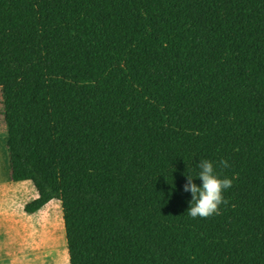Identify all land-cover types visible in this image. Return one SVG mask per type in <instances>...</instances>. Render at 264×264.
I'll return each instance as SVG.
<instances>
[{
    "label": "trees",
    "instance_id": "obj_1",
    "mask_svg": "<svg viewBox=\"0 0 264 264\" xmlns=\"http://www.w3.org/2000/svg\"><path fill=\"white\" fill-rule=\"evenodd\" d=\"M0 81L69 264H264V0H0ZM204 159L233 186L193 219Z\"/></svg>",
    "mask_w": 264,
    "mask_h": 264
},
{
    "label": "rangeland",
    "instance_id": "obj_2",
    "mask_svg": "<svg viewBox=\"0 0 264 264\" xmlns=\"http://www.w3.org/2000/svg\"><path fill=\"white\" fill-rule=\"evenodd\" d=\"M10 171L7 127L0 81V188L18 191L12 211L7 212V206L0 205V231L7 225L15 226L17 260L9 264H69L61 203L54 201L52 209L50 206L35 216L27 215L23 208L37 198V192L31 183L21 184L20 186L23 187H14L10 180ZM8 183L11 187L7 186ZM8 238H10L9 231H7ZM3 240V233L0 232V242Z\"/></svg>",
    "mask_w": 264,
    "mask_h": 264
},
{
    "label": "clouds",
    "instance_id": "obj_3",
    "mask_svg": "<svg viewBox=\"0 0 264 264\" xmlns=\"http://www.w3.org/2000/svg\"><path fill=\"white\" fill-rule=\"evenodd\" d=\"M219 166L221 168L229 167L228 161L221 160ZM197 167L199 171L195 177L186 173L187 180L184 191L191 193L187 214L193 219L219 215L220 206L228 203L223 193L233 186V180L222 178L213 161L200 160ZM197 178L202 181L201 185L194 182Z\"/></svg>",
    "mask_w": 264,
    "mask_h": 264
},
{
    "label": "crops",
    "instance_id": "obj_4",
    "mask_svg": "<svg viewBox=\"0 0 264 264\" xmlns=\"http://www.w3.org/2000/svg\"><path fill=\"white\" fill-rule=\"evenodd\" d=\"M10 180H11V171H10ZM11 182L14 184V187H17V186L23 187L20 185L23 183H30V182L14 183L12 180H11ZM7 186L11 187V185L9 183ZM17 192H18L17 190H9L8 191V189L6 190V188L4 190H1V188H0V205L1 206H7V209H6L7 212H10L13 210V206H14L15 201H16L15 197H16ZM37 198H38V193H37ZM54 201H57V200H53V201L49 202L46 206L43 207L42 210L38 211V213L36 212L35 214H27V215L35 216V215L41 213L43 210L48 209L50 206H51L50 209H52V203ZM24 208H25V206H24ZM24 208H23V211H24ZM55 208L57 209L56 206H55ZM51 224L53 225V223H51ZM7 231L10 232V238H8V239H7ZM0 232H2L3 236H4V240L0 242V264H9L10 262L14 263L17 260V256H16L17 251H16V242H15V226L7 225V226H5V229L0 231Z\"/></svg>",
    "mask_w": 264,
    "mask_h": 264
}]
</instances>
